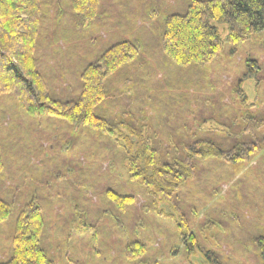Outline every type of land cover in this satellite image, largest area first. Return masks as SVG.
Here are the masks:
<instances>
[{"label": "rangeland", "instance_id": "374dc122", "mask_svg": "<svg viewBox=\"0 0 264 264\" xmlns=\"http://www.w3.org/2000/svg\"><path fill=\"white\" fill-rule=\"evenodd\" d=\"M116 1L103 0L100 5H113L117 11ZM190 1L131 0L122 8L137 16L136 31L143 45L130 66L111 81L113 97L100 112L137 128L146 124L143 131L160 133L159 137L179 125L194 138L223 146L232 142L224 139H235V127L250 125L247 131L257 129L260 137L259 132L264 134V126L260 130L257 126L264 120V29L231 43L226 40V24L214 22L224 40L221 51L204 65L182 68L162 53L159 32L165 17L185 10ZM53 11L54 20L42 30V69L50 77L54 95L77 97L87 56L100 54L105 43L121 32L115 27L114 13L107 17L102 12L92 22L80 23L66 4L58 13ZM64 30L70 33L65 35ZM94 40L97 45L91 44ZM63 69L66 75L71 73L69 80ZM127 133L122 129L111 138L62 117L31 115L12 93L1 95L0 197L11 202V211L0 222V262L12 255L20 210L36 199L44 219L40 244L56 264H210L198 249L187 250L180 240L182 217L199 245L215 249L230 264H262L255 240L250 243L251 238L264 236V196L252 190L259 174L250 176L256 166L262 170L261 158L239 165L201 163L192 181L173 199L175 212L164 199H157L154 206L141 184L137 187L129 178L119 151ZM210 165L219 175L203 171L199 175ZM229 169L231 178L219 182L217 177ZM214 178L216 197L229 199L206 198ZM110 190L132 194L134 199L118 209L108 199Z\"/></svg>", "mask_w": 264, "mask_h": 264}, {"label": "trees", "instance_id": "16d2710c", "mask_svg": "<svg viewBox=\"0 0 264 264\" xmlns=\"http://www.w3.org/2000/svg\"><path fill=\"white\" fill-rule=\"evenodd\" d=\"M130 1L117 0L115 4L118 9L113 11V5L101 7L103 0H0V98L2 94L12 93L19 106L31 115L62 117L75 125L86 124L98 129L111 138L126 129L128 133L119 151L129 178L137 183V187L141 184V189L153 199L154 206L157 199H164L171 202L177 212L178 207L173 199H178L176 196L180 189L192 181L198 165L211 160L227 165H239L255 158H259V162L260 158L264 161V134L259 132L260 137H256L257 129L248 132L250 125L245 129L235 127V139H224L232 142L231 145L223 146V143L207 138L192 137L184 125H176L173 133H163L161 135L165 137H159L160 133L143 131V128H147L146 124L142 123L137 128L121 119L112 120L100 112V108L113 97L111 81L123 68L130 66L143 45L139 38L141 34L138 35L136 31L137 16L122 10ZM63 4L80 23L85 20L92 22L102 12L107 17L114 13L115 27L121 32L105 43L100 54L92 52L87 56L88 61L79 75V94L68 98H60L52 93L50 77L44 73L39 57L42 30L54 20V17L50 18V10L54 9L56 14ZM214 22L226 24V40L240 42L264 29V0H191L185 10L169 14L159 32V46L168 62L171 60L186 69L212 61L221 51L224 41ZM69 33V30H64L65 35ZM91 44L97 45V40ZM62 72L69 80L71 73L66 75L64 69ZM250 76L255 77L254 74ZM259 121L257 126L260 130L264 120ZM261 167V171L257 170V166L253 168L256 171H252L250 176H254L251 175L253 172L259 174L255 177V184L252 183V190L264 196V165ZM202 171L219 175L212 165L206 171L199 170V175L203 174ZM232 171H225V178H221L224 173L220 174L217 177L219 182L228 181ZM217 178L210 181L213 183L212 192L206 198L229 199L225 195L224 198L216 197L218 188L214 180ZM206 182L210 188V182ZM107 196L121 210L134 199L132 194L111 190ZM10 204L9 200L0 197V222L9 216ZM73 208L78 212L79 207L74 202ZM76 217L81 218V215ZM181 220L178 234L184 245L188 246L187 250L198 249L210 264H230L215 249L199 245L187 221L184 217ZM43 229L42 208L33 199L19 212L12 255L0 264H56V260L40 244ZM246 238L248 240L247 234ZM253 240L264 264V236L251 238V244Z\"/></svg>", "mask_w": 264, "mask_h": 264}]
</instances>
